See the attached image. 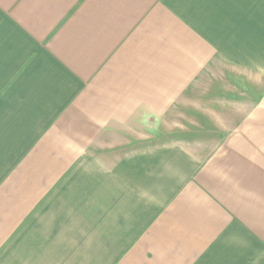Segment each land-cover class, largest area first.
I'll return each mask as SVG.
<instances>
[{"label": "crops", "instance_id": "0c3cea01", "mask_svg": "<svg viewBox=\"0 0 264 264\" xmlns=\"http://www.w3.org/2000/svg\"><path fill=\"white\" fill-rule=\"evenodd\" d=\"M0 264H264V0H0Z\"/></svg>", "mask_w": 264, "mask_h": 264}]
</instances>
